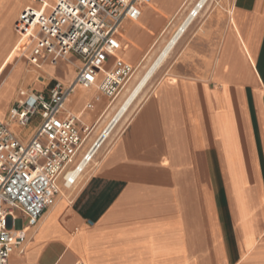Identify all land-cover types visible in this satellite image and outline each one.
Wrapping results in <instances>:
<instances>
[{
    "label": "crops",
    "instance_id": "crops-1",
    "mask_svg": "<svg viewBox=\"0 0 264 264\" xmlns=\"http://www.w3.org/2000/svg\"><path fill=\"white\" fill-rule=\"evenodd\" d=\"M195 2L143 6L137 20L122 22L103 68L120 57L139 69ZM29 4L0 0V120L21 89L69 84L79 64L71 55L65 70L64 60L29 66L14 28ZM169 54L149 92L36 225L15 212L26 239L8 264H264V0H213ZM39 74L50 78L44 90ZM121 92L111 99L77 85L67 98L65 109L92 127L83 153Z\"/></svg>",
    "mask_w": 264,
    "mask_h": 264
},
{
    "label": "built area",
    "instance_id": "built-area-1",
    "mask_svg": "<svg viewBox=\"0 0 264 264\" xmlns=\"http://www.w3.org/2000/svg\"><path fill=\"white\" fill-rule=\"evenodd\" d=\"M208 1L196 0L190 14L195 17ZM30 2L14 23L29 63L56 64L73 55L79 64L69 84L53 81L48 92L20 90L8 111L9 121L0 120V264H8L10 254L26 239V231L16 229L15 212L25 216L28 226L36 225L57 194L59 175H66L90 136L92 127L80 125L65 109L67 98L77 85H95L107 98L117 97L135 67L120 57L110 69L103 64L119 48L122 22L137 20L152 0ZM35 117L38 123L25 141L9 126L15 121L26 127ZM76 181L67 178L65 184L71 188Z\"/></svg>",
    "mask_w": 264,
    "mask_h": 264
},
{
    "label": "bare ground",
    "instance_id": "bare-ground-1",
    "mask_svg": "<svg viewBox=\"0 0 264 264\" xmlns=\"http://www.w3.org/2000/svg\"><path fill=\"white\" fill-rule=\"evenodd\" d=\"M215 1V0H214ZM213 2L210 0L209 3L204 6L194 17L190 14L189 11L188 15L183 19V21L177 26L176 30L166 38L165 43L159 49V51L155 55H146L144 61L141 63L139 68V72L136 74L134 79L130 81L129 85H127L124 91L121 93L122 95V102L118 105L114 117L110 120L109 124L103 129L101 134L98 138L94 141V143L90 146V148L84 152L78 161L68 170V172L61 173L58 177L57 181V194H65L66 190L69 189V184H65V179H79L83 171L87 168L89 162L94 158L96 151L98 150L99 146L102 144L104 139L109 136L112 130L120 123L135 101L139 98L140 94L142 93L143 89L147 85L148 81L152 78L154 73L157 69L163 64V62L168 57L169 53L179 41V38L182 34L187 30V28L192 25L195 19L205 12L206 8ZM183 8V7H181ZM179 10V15L182 12V9ZM21 44V43H20ZM20 44L16 50L18 52L20 48ZM15 57V56H14ZM169 58V57H168ZM13 60V59H12ZM14 61V60H13ZM11 63V62H9ZM9 65L6 66V68ZM5 71V70H4ZM151 81V80H150ZM5 121V120H1ZM12 123H16L15 121L9 122V126L11 127ZM14 131V130H13ZM15 132V131H14ZM16 133V132H15ZM68 191V190H67ZM56 196V195H55Z\"/></svg>",
    "mask_w": 264,
    "mask_h": 264
},
{
    "label": "rangeland",
    "instance_id": "rangeland-1",
    "mask_svg": "<svg viewBox=\"0 0 264 264\" xmlns=\"http://www.w3.org/2000/svg\"><path fill=\"white\" fill-rule=\"evenodd\" d=\"M216 4V3H215ZM170 55V54H169ZM169 55H168V57H169ZM168 57L166 58V60L163 62V64L157 69V71L154 73V75L152 76V78L148 81V83H147V85L145 86V88L143 89V91H142V93L140 94V96H139V98L135 101V103L132 105V107L130 108V110L131 109H133V107L137 104V101L140 99V98H144L145 97V95L149 92V90L152 88V86L154 85V83H155V81L157 80V78H158V76H159V74H160V72H161V69H162V67L166 64V62H167V60H168ZM74 59L73 58H71V59H68V60H64V61H62V62H60V65H59V67L61 68V69H66V68H70V67H72V66H74ZM28 63V62H27ZM29 64V66H32L30 63H28ZM139 72V69H137L135 72H134V74H133V76H132V78H131V80L130 81H132L133 79H134V77L136 76V74ZM38 77H39V79H41V89H38V90H44L45 89V86H46V84L50 81V78L48 77V76H41L40 74L38 75ZM130 81H129V83H130ZM36 82H38V81H36ZM39 83V82H38ZM129 83H127L125 86H124V88H123V91H124V89H125V87L127 86V85H129ZM32 88H34L33 86H31L30 87V89L29 90H31ZM24 89V88H23ZM23 89H21V90H23ZM25 90V89H24ZM122 91V92H123ZM121 92V93H122ZM124 118V117H123ZM36 120H37V118H35L33 121H32V123L31 124H29L27 127H22V128H19L17 125L15 126L16 127V135L18 136V137H21L23 140H26V139H28L29 137H30V135L33 133V130H34V125H35V123H36ZM9 121V119H8V115L6 114V116H5V121L4 122H8ZM83 153V146H82V148H81V150H80V152H79V155H78V157H77V159L74 161V163H73V165L78 161V159L81 157V154ZM94 159V158H93ZM93 159L89 162V164L87 165V168L88 167H90L91 166V164L93 163ZM72 165V166H73ZM86 168V169H87ZM85 169V170H86ZM85 170H84V172H85ZM83 172V173H84ZM82 173V174H83ZM77 182V181H76ZM74 186V185H73ZM72 186V187H73ZM71 187V188H72ZM71 188H69V189H71Z\"/></svg>",
    "mask_w": 264,
    "mask_h": 264
}]
</instances>
